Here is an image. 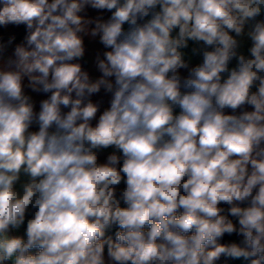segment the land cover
Wrapping results in <instances>:
<instances>
[{
    "label": "clouds",
    "instance_id": "obj_1",
    "mask_svg": "<svg viewBox=\"0 0 264 264\" xmlns=\"http://www.w3.org/2000/svg\"><path fill=\"white\" fill-rule=\"evenodd\" d=\"M0 264H264V0H0Z\"/></svg>",
    "mask_w": 264,
    "mask_h": 264
}]
</instances>
